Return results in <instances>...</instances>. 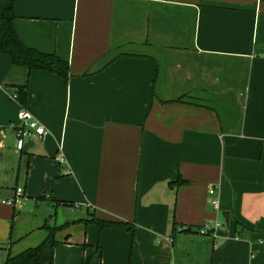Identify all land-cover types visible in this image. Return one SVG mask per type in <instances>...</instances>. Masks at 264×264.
Returning <instances> with one entry per match:
<instances>
[{
	"label": "crops",
	"instance_id": "1",
	"mask_svg": "<svg viewBox=\"0 0 264 264\" xmlns=\"http://www.w3.org/2000/svg\"><path fill=\"white\" fill-rule=\"evenodd\" d=\"M14 14L20 40L69 72L0 52L14 181L0 182V264L51 230L52 264H264V0H16ZM23 85L47 133L17 153Z\"/></svg>",
	"mask_w": 264,
	"mask_h": 264
},
{
	"label": "trees",
	"instance_id": "2",
	"mask_svg": "<svg viewBox=\"0 0 264 264\" xmlns=\"http://www.w3.org/2000/svg\"><path fill=\"white\" fill-rule=\"evenodd\" d=\"M15 1L0 0V52L8 54L14 65L26 66L29 70L38 69L53 72L66 81L69 66L65 60H62L54 53H44L26 46L20 40L14 27ZM16 96L18 103L23 106L27 97L26 85L18 88ZM183 182L174 180L169 183L180 184ZM93 220L100 228L123 224L116 221ZM129 229L131 228L129 227ZM56 243L53 237V230H51L42 243L35 247L27 248L12 258H8L4 264H52L53 249Z\"/></svg>",
	"mask_w": 264,
	"mask_h": 264
},
{
	"label": "built area",
	"instance_id": "3",
	"mask_svg": "<svg viewBox=\"0 0 264 264\" xmlns=\"http://www.w3.org/2000/svg\"><path fill=\"white\" fill-rule=\"evenodd\" d=\"M13 98L17 101L16 93L13 94ZM18 102V101H17ZM20 105V104H19ZM18 125H11L15 131V143L14 149L17 153H20L24 150V145L29 139H33L37 137L38 139H42L47 130L45 126L40 123L38 120L34 118L32 113L28 111L25 107L20 105L18 113ZM57 160L61 162H65L64 156L59 153L57 155ZM208 203L214 206L215 208L218 207V198L215 194V190L213 187L209 188L208 190ZM23 200V190L21 187H16L14 195L10 198L4 199L2 202L10 205L13 208L20 207ZM223 222H215L214 224L207 223L202 228L199 229V233L201 234H213V231L221 226ZM210 234V235H211Z\"/></svg>",
	"mask_w": 264,
	"mask_h": 264
},
{
	"label": "rangeland",
	"instance_id": "4",
	"mask_svg": "<svg viewBox=\"0 0 264 264\" xmlns=\"http://www.w3.org/2000/svg\"><path fill=\"white\" fill-rule=\"evenodd\" d=\"M12 154H13L12 157H15L17 155L15 152H13ZM0 182L2 184H6L8 186V189H4V190H9L12 186H14V181L11 179V177L6 176V174L2 173L1 171H0ZM3 198H4V196H0V204H1V200ZM16 208H18V207H16Z\"/></svg>",
	"mask_w": 264,
	"mask_h": 264
},
{
	"label": "water",
	"instance_id": "5",
	"mask_svg": "<svg viewBox=\"0 0 264 264\" xmlns=\"http://www.w3.org/2000/svg\"><path fill=\"white\" fill-rule=\"evenodd\" d=\"M32 144H33V139H29L24 145V150L28 149ZM222 215L224 217L225 223L227 224L229 222L228 213L224 212Z\"/></svg>",
	"mask_w": 264,
	"mask_h": 264
}]
</instances>
